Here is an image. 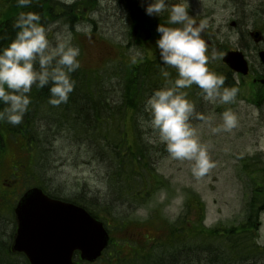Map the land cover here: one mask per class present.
Segmentation results:
<instances>
[{
  "label": "trees",
  "instance_id": "1",
  "mask_svg": "<svg viewBox=\"0 0 264 264\" xmlns=\"http://www.w3.org/2000/svg\"><path fill=\"white\" fill-rule=\"evenodd\" d=\"M117 2L124 9L123 3L125 4L126 0ZM97 5L98 0H75L71 4H66L62 0H33V3L27 6L18 7L16 0H0V46L7 45L14 37L16 29L13 24L21 11L39 13L41 23L47 29L54 21H63L69 27L84 21L94 22L90 18V12ZM143 9L129 17L126 34L129 36V43L136 42L138 37L144 36L145 42L150 43L152 57H148L146 45H139L144 62L140 61L141 58L122 55L112 67L110 65L103 69H90L85 67L83 60L78 57L81 66L71 74L76 81L68 99L71 109L66 111L64 118L61 117V120L71 122L70 124L66 122V128L73 134L74 141L94 147L108 162L109 177L115 179L111 193L114 198L115 194L119 195L118 202L121 206L124 201L141 205L155 190L168 186V182L150 168V158L159 148L142 140L137 132L134 133L132 140L126 130L127 119L133 123L132 127L137 121L135 118L137 114L126 117L129 110L148 117L147 112L140 109L144 107L150 91L162 86L164 77L161 69L166 68L173 79L176 75L174 69L160 61L159 50L155 45L160 35L156 31L157 25L166 24L168 18L151 17L155 15L150 16L146 14L144 7ZM82 45L79 46L80 50L85 48V44ZM112 79L118 85L119 93L117 99L110 100L104 85L110 83ZM198 89L199 87L194 84L183 91L188 93V99L191 101L199 97ZM32 90H35L37 97L38 93L42 96L49 94L47 86L41 89L34 84ZM31 94L32 92L28 95ZM76 97L80 98L75 99ZM66 107L69 108L70 105L66 104ZM35 122L37 120L26 112L21 124L13 127L10 125L11 136L14 135L12 131H17L29 142L34 136L39 137V127L37 125L34 127ZM61 128L66 129L64 124ZM161 151L167 153L165 146ZM252 177L256 187L255 196L251 197L247 204L246 218L242 223L205 227L204 205L197 195L191 193L186 196L183 215L176 222L171 223L163 219L160 222L161 228L157 220L148 222V225L156 226L157 236L146 243L124 242L123 246L128 244L131 247L128 251L121 247L122 242H112L95 264H245L248 260L255 261V255L264 257V247L259 246L255 240L258 214L264 207V183L260 182L261 177L256 178V175ZM92 199L84 194L82 200L74 202L91 209L93 214L106 222L110 214L105 211L104 204H95ZM106 207L110 206L107 204ZM190 217L191 221L187 220L186 226L185 219ZM118 221L121 235L134 237L130 235L134 228L130 225L132 222ZM182 221L183 224L179 225ZM9 255L5 246L0 252V258L3 260L1 264H14V260L7 258Z\"/></svg>",
  "mask_w": 264,
  "mask_h": 264
},
{
  "label": "rangeland",
  "instance_id": "2",
  "mask_svg": "<svg viewBox=\"0 0 264 264\" xmlns=\"http://www.w3.org/2000/svg\"><path fill=\"white\" fill-rule=\"evenodd\" d=\"M170 2L174 3L176 0ZM186 6L197 23L206 21L205 29L217 36L220 48H226L229 44L234 46L235 42H238L247 48L249 55L256 58L254 48H249L252 41L248 33L258 30L264 36V0H186ZM233 10H237L241 17L238 25L232 26L229 22L236 18L234 13L230 14ZM124 14V9L117 0H98V5L90 12V18L94 22L84 21L69 27L63 21H54L48 26L47 35L53 45L57 34L70 35L74 45L79 47L85 44L79 55L85 67L105 68L112 63L111 60L117 59L118 48L121 53L125 51V55L129 57L141 56L139 49L134 46L127 47L126 50L121 47L127 44L125 37L128 24ZM218 57V52L211 50L210 61L213 64ZM109 59L110 62L106 64ZM112 65H116V61ZM104 88L110 99H117L119 87L113 79L105 84ZM247 93L246 89H241L243 97L249 96ZM239 94L238 92L237 99L232 104L210 103L200 99L205 108L202 114L207 119L198 120L193 126L215 162V166L200 178L192 175L190 162L178 161L172 159L168 152L163 153L161 149L164 146L158 140L156 143H150L147 137L154 134L151 128L146 129L147 119L144 116L136 118L135 125L140 138L159 148L150 158L151 170L168 181L166 190L159 191L151 202L138 209L130 211L126 201L121 206L118 194H115L114 198L111 191L114 189L112 184L115 179L109 177V164L94 147L74 141L73 134L67 128H61L62 125L37 120L38 123L42 122L37 126L42 142L43 136H46L45 148L50 158V169L46 177L53 189H61L65 195L83 190L88 194L86 196L97 198L93 203H103L105 211L110 214L108 223L113 230V238L119 237L116 223L118 220L136 216L141 218V222H145L149 210L158 205L169 220L183 215L184 199L191 193L200 197L204 204L205 226L238 224L245 219L246 205L251 197L255 196L256 187L252 175L261 177L259 180L264 183V106L254 108L250 103L243 101ZM225 108H231L236 113L237 126L231 131L213 132L212 128L221 124L220 114ZM127 125L129 124L126 123V130L134 140L133 130L131 131L130 126L127 128ZM2 130L3 127L0 132ZM5 165H8V161ZM107 204L112 211L106 207ZM9 228L10 226L3 224L5 235ZM153 229L145 231L149 234L158 231L154 227ZM161 233L160 231L159 234ZM257 243L264 247V211L259 217ZM123 249L128 251L131 247L125 244ZM251 261L253 264H264V257L255 255V261L248 260L245 264H250Z\"/></svg>",
  "mask_w": 264,
  "mask_h": 264
},
{
  "label": "clouds",
  "instance_id": "3",
  "mask_svg": "<svg viewBox=\"0 0 264 264\" xmlns=\"http://www.w3.org/2000/svg\"><path fill=\"white\" fill-rule=\"evenodd\" d=\"M71 4L73 0H63ZM18 7H24L33 0H16ZM148 15L159 16L169 13L166 24L159 23L160 34L155 41L160 61L175 70V78L166 69H161L164 81L144 102L148 114L147 127L154 136H148L150 143L157 140L164 144L169 156L178 161H188L191 173L200 178L215 166L207 145L201 140L190 117L194 104L183 89L193 84L201 89L205 101L232 104L236 101L239 88L226 86L225 77L209 67L206 42L202 32L206 21H197L189 13L186 0H141ZM15 35L0 46V121L12 125L21 124L31 98L32 86L45 88L49 92L48 103L58 106L66 103L74 90L76 81L72 73L80 68V49L74 45L70 35L57 34L53 45L47 29L41 23V16L35 11H21L15 19ZM135 62V59H133ZM221 124L213 132L231 131L237 126V115L231 108H225ZM200 120H206L198 114Z\"/></svg>",
  "mask_w": 264,
  "mask_h": 264
},
{
  "label": "water",
  "instance_id": "4",
  "mask_svg": "<svg viewBox=\"0 0 264 264\" xmlns=\"http://www.w3.org/2000/svg\"><path fill=\"white\" fill-rule=\"evenodd\" d=\"M259 56L264 62V52ZM223 60L234 70L247 72L241 52L228 51ZM16 213L19 223L12 249L25 253L31 264H81L72 260L74 250L80 251L81 259L94 261L108 243L100 221L82 207L48 198L38 188L24 195Z\"/></svg>",
  "mask_w": 264,
  "mask_h": 264
},
{
  "label": "flooded vegetation",
  "instance_id": "5",
  "mask_svg": "<svg viewBox=\"0 0 264 264\" xmlns=\"http://www.w3.org/2000/svg\"><path fill=\"white\" fill-rule=\"evenodd\" d=\"M233 4L238 6L236 3ZM233 13L235 14L236 18L231 19L230 21L234 22V24L236 25L241 15L237 14V10L230 11V14ZM256 33H257L256 37L253 36L254 34L252 32H249L248 35L250 40L252 41V44L249 45V48L253 47L257 54L259 50L264 49V36L258 30ZM213 39H214L213 36L210 38H206L205 39L206 46L210 47L215 52H218L219 49L223 50L221 55H223L225 51L230 49H239L245 54V57L247 58L249 63V73L247 76L244 77L238 76L236 84L238 85V87H241V89L244 88L247 89L248 91L247 94L249 96L244 97L246 102L248 101L251 102L252 98H257L259 99V101L262 102L264 106V65L259 61L257 57L256 58L254 57L252 59L249 58L247 55V48L239 44L238 42H235L234 46L229 44L230 46L227 45L226 48H220L219 42ZM250 105L256 108L252 103H250ZM1 156L7 159L9 165H8V169L6 168L0 169V252L3 249V242H13L15 236V230L17 226L16 217L14 216L13 208H11L12 212L10 213V218L6 219V224L10 226V229L6 233V235L4 234V231L2 229L3 224H5L4 215L8 211V209H4L5 201L6 199H12V201L15 199L17 200L20 197L19 194L22 192V190L20 189H22L25 186V183L28 182V180H26V175H25L27 171L26 163L20 162L19 159L16 158V155L8 149L5 150ZM1 263H2V259L0 258V264Z\"/></svg>",
  "mask_w": 264,
  "mask_h": 264
}]
</instances>
